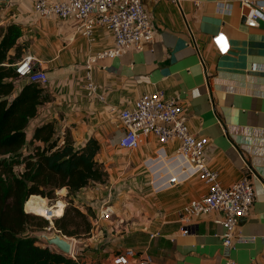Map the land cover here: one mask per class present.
Here are the masks:
<instances>
[{
    "label": "crops",
    "instance_id": "0c3cea01",
    "mask_svg": "<svg viewBox=\"0 0 264 264\" xmlns=\"http://www.w3.org/2000/svg\"><path fill=\"white\" fill-rule=\"evenodd\" d=\"M35 3L0 0V28L21 27L24 57L47 74L44 89L54 98L30 121L28 143L38 127L55 123L61 135L71 133L76 148L96 139L97 160L109 174L106 184L72 197L83 213H95L91 236L80 240L89 247L81 263L114 264L127 250L150 264L226 262L220 214L195 219L189 233H181L182 208L204 197L208 186L179 157V142L162 145L149 136L136 151L120 146L126 133L120 113L144 95L162 92L182 107L190 131L209 140L210 167L224 187L253 173L255 201L240 220L230 257L236 264H263L264 21L250 28L251 10L240 0H144L155 39L141 51L97 59L92 74L102 101L88 96L85 67L113 47L112 33L98 28L89 39L74 20L40 17ZM15 84L18 93L28 82ZM26 148L24 155L32 150ZM105 206L113 213L100 219Z\"/></svg>",
    "mask_w": 264,
    "mask_h": 264
},
{
    "label": "trees",
    "instance_id": "16d2710c",
    "mask_svg": "<svg viewBox=\"0 0 264 264\" xmlns=\"http://www.w3.org/2000/svg\"><path fill=\"white\" fill-rule=\"evenodd\" d=\"M21 36L18 25L0 28V264H82L80 257L39 246L26 233L31 226L48 227L42 217L49 208L44 198L54 199L67 189L71 206L55 219V229L78 240L89 238L95 213H83L72 197L94 184H106L109 174L97 160L101 146L96 139L76 148L71 133L61 135L55 123L38 127L28 143L30 121L54 98L38 83H28L17 93L15 66L27 48L19 43ZM28 145L32 150L24 155ZM16 167L24 170L17 174Z\"/></svg>",
    "mask_w": 264,
    "mask_h": 264
},
{
    "label": "built area",
    "instance_id": "2783aa9c",
    "mask_svg": "<svg viewBox=\"0 0 264 264\" xmlns=\"http://www.w3.org/2000/svg\"><path fill=\"white\" fill-rule=\"evenodd\" d=\"M240 3L251 10L246 20L250 28H255L259 21H264V2L240 0ZM34 10L42 18L56 17L76 21L81 34L89 39L93 38L98 28L112 33L113 47L93 57L85 67L87 94L102 101L104 96L99 92L92 74V65L97 59L115 58L129 51H141L146 43L155 39V29L144 0H36ZM34 62L33 57H24L15 66L17 74L20 80L45 87L48 83L47 74L35 70ZM120 119L126 129L120 146L127 151L138 150L149 136H155L162 145L172 141L179 142V157L186 161L199 179L208 186V193L204 197L191 201L182 208L181 233L187 235L195 219L211 213L220 214L218 222L226 229L223 235L225 264H236L230 257V252L239 238L237 229L240 220L250 214L255 201L253 173L230 187H224L219 173L210 167L207 157L209 140L190 131L183 118L182 107L177 101L167 99L162 92L144 95L123 110ZM112 213V209L107 206L100 212L99 217L108 219ZM133 261H137V264H150L148 257L139 256L133 250H127L117 257L114 264H131Z\"/></svg>",
    "mask_w": 264,
    "mask_h": 264
},
{
    "label": "rangeland",
    "instance_id": "374dc122",
    "mask_svg": "<svg viewBox=\"0 0 264 264\" xmlns=\"http://www.w3.org/2000/svg\"><path fill=\"white\" fill-rule=\"evenodd\" d=\"M26 150H27V148H26ZM23 153H25L24 150H23ZM21 169H22V167H16V169H15L16 173L20 174L22 172ZM66 191H68V190L66 189ZM66 191L65 190L58 191L56 193V196L54 199L44 198L45 200L48 201V204L46 203L47 206L49 207L48 209H52L55 212L54 217L50 218V220L47 219L46 215L42 212L43 213L42 217H44L45 220L49 221L48 227L45 229H38L36 226H31L29 231L26 233L27 236L37 238V240H38L37 244L39 246L49 247L46 240H40L39 239L43 235H47L50 238L53 237L54 235H58V234L62 235V233H60L57 229H55L54 221H55V219H57L58 217L63 215V213L67 207L71 206V205H69V199L67 197L68 194ZM105 207H107V206H105ZM25 211H26V209H25ZM34 215H36V214H34ZM65 239L73 244L72 254L68 255V257H72L74 259L79 258V257L81 258L82 257L81 255L84 254L86 252V250H88V248H89V247H85L83 244H81L80 240H78L76 238H71V237L66 236ZM49 248L53 251L61 253L56 247L50 246Z\"/></svg>",
    "mask_w": 264,
    "mask_h": 264
},
{
    "label": "water",
    "instance_id": "95a60500",
    "mask_svg": "<svg viewBox=\"0 0 264 264\" xmlns=\"http://www.w3.org/2000/svg\"><path fill=\"white\" fill-rule=\"evenodd\" d=\"M41 197V196H40ZM51 229V228H50ZM66 236L63 235H54L53 237H48L47 235H43L40 237V240H46L48 246L56 247L62 254L68 256L72 254L73 244L65 239ZM48 247V248H49Z\"/></svg>",
    "mask_w": 264,
    "mask_h": 264
},
{
    "label": "bare ground",
    "instance_id": "6f19581e",
    "mask_svg": "<svg viewBox=\"0 0 264 264\" xmlns=\"http://www.w3.org/2000/svg\"><path fill=\"white\" fill-rule=\"evenodd\" d=\"M43 213L46 215L47 219H49V220H50V218L54 217V215H55V212L52 209H48V208L43 210Z\"/></svg>",
    "mask_w": 264,
    "mask_h": 264
}]
</instances>
